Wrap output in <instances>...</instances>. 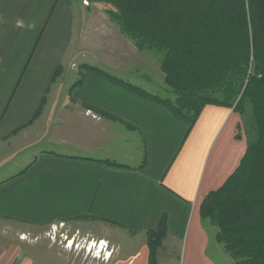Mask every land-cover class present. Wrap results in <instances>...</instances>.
I'll return each instance as SVG.
<instances>
[{
	"label": "crops",
	"instance_id": "1",
	"mask_svg": "<svg viewBox=\"0 0 264 264\" xmlns=\"http://www.w3.org/2000/svg\"><path fill=\"white\" fill-rule=\"evenodd\" d=\"M80 12L71 0H0V233L76 224L111 250L93 264H148L146 233L164 219L157 264H227L199 207L245 153L239 115L207 105L189 129L85 71L140 88L130 81L140 71L134 47L95 16L81 23ZM22 244L0 236V259L11 249V264L86 261L38 239L26 255Z\"/></svg>",
	"mask_w": 264,
	"mask_h": 264
},
{
	"label": "trees",
	"instance_id": "2",
	"mask_svg": "<svg viewBox=\"0 0 264 264\" xmlns=\"http://www.w3.org/2000/svg\"><path fill=\"white\" fill-rule=\"evenodd\" d=\"M93 1L114 9L109 18L138 51L159 55L173 98L85 71L160 105L189 129L207 105L244 117L254 137L236 170L202 200L199 214L216 228L215 242L233 264H264V0ZM165 234L164 219L146 233L148 264H157Z\"/></svg>",
	"mask_w": 264,
	"mask_h": 264
},
{
	"label": "rangeland",
	"instance_id": "3",
	"mask_svg": "<svg viewBox=\"0 0 264 264\" xmlns=\"http://www.w3.org/2000/svg\"><path fill=\"white\" fill-rule=\"evenodd\" d=\"M74 5H78L81 8L80 21L83 23L84 18H88L89 16H95L93 18V23H96V19L100 21V23L105 22L108 26H113L116 28V31L120 34V36L124 37L135 49V51L139 54L137 55V59L135 62V66L140 70L139 73L135 71V78H130L131 82L135 85H139L140 89L149 93L153 96H159L160 98H173L171 94V89L164 82V75L160 71L159 67V55L155 53H147L140 52L136 49L132 41H130L126 36L121 34L118 27L111 21L107 12L114 11V9L107 4L96 2L93 0H71ZM92 23V21H91ZM136 68V69H137ZM98 71L105 72L103 69H96ZM107 73V72H105ZM110 75V73H107ZM112 74V73H111ZM115 77L114 75H110ZM116 78V77H115ZM139 88V87H138ZM248 114V112H247ZM240 117V115H239ZM246 117V116H245ZM244 117H240V123L237 128V133L241 138H244L246 142H249L254 137L253 132L249 129V127L245 124L242 125ZM208 220V219H206ZM209 221V220H208ZM211 224V223H210ZM6 232L0 233L1 238L7 236L10 239L22 240L24 244L20 245V249L26 254L29 255L30 250L29 247L25 245H31L32 243H36L37 239L39 241L45 242L46 244L55 245L59 250L66 251L69 257L72 258L73 261L78 260L79 258L82 260H86L85 264H93L91 262V255L85 253V246L90 240L88 236L85 235L84 232L78 230V225L70 224V223H58L52 226L44 227V228H28L25 226H9L4 228ZM22 231V232H21ZM78 237V238H77ZM72 246L65 247L66 243L73 239ZM85 241V242H84ZM5 246H9V242L5 244ZM79 246V247H77ZM220 246V245H218ZM223 250V249H222ZM18 252V251H17ZM15 253V250L5 249L3 255H1L2 264H11L10 257L15 256L18 253ZM224 252V251H223ZM223 258L225 262H229L231 264V259L224 252ZM18 255L17 260H21Z\"/></svg>",
	"mask_w": 264,
	"mask_h": 264
},
{
	"label": "built area",
	"instance_id": "4",
	"mask_svg": "<svg viewBox=\"0 0 264 264\" xmlns=\"http://www.w3.org/2000/svg\"><path fill=\"white\" fill-rule=\"evenodd\" d=\"M73 244V239L69 240L66 243L65 247H71ZM87 245L85 246V253L91 255V258L98 259V260H108L111 256V250H107L108 246L106 243L100 241L98 242H93L92 240L86 243ZM102 244V245H101ZM79 247V246H77Z\"/></svg>",
	"mask_w": 264,
	"mask_h": 264
},
{
	"label": "flooded vegetation",
	"instance_id": "5",
	"mask_svg": "<svg viewBox=\"0 0 264 264\" xmlns=\"http://www.w3.org/2000/svg\"><path fill=\"white\" fill-rule=\"evenodd\" d=\"M78 238V237H77ZM73 241H74V238H73ZM85 242V241H84Z\"/></svg>",
	"mask_w": 264,
	"mask_h": 264
}]
</instances>
